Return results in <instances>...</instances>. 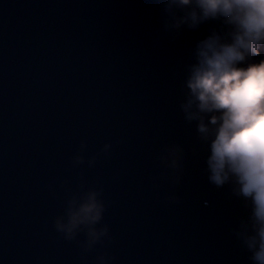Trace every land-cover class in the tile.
I'll use <instances>...</instances> for the list:
<instances>
[{
    "label": "water",
    "instance_id": "95a60500",
    "mask_svg": "<svg viewBox=\"0 0 264 264\" xmlns=\"http://www.w3.org/2000/svg\"><path fill=\"white\" fill-rule=\"evenodd\" d=\"M215 27L173 38L160 0H0V264H81L54 228L81 180L103 189L111 236L89 260L250 264L234 235L247 209L208 182L206 146L180 109L195 44ZM173 144L185 157L170 185L159 156Z\"/></svg>",
    "mask_w": 264,
    "mask_h": 264
},
{
    "label": "clouds",
    "instance_id": "9594fccd",
    "mask_svg": "<svg viewBox=\"0 0 264 264\" xmlns=\"http://www.w3.org/2000/svg\"><path fill=\"white\" fill-rule=\"evenodd\" d=\"M160 8L163 27L173 38L185 28L217 24L195 44L180 109L186 121L195 122L197 138L206 146L208 182L217 188L229 186L247 209L234 235L250 254V264H264V0H160ZM84 149L81 142V152ZM110 149L105 143L101 153L107 155ZM184 157L178 144L162 150V175L170 185L180 182ZM96 159L88 158V166ZM84 162L78 154L72 165ZM102 193L101 187L81 180L77 190L67 191L63 211L54 219L55 230L65 240L77 241L81 264L114 262L107 251L91 260L86 256L111 239L102 224Z\"/></svg>",
    "mask_w": 264,
    "mask_h": 264
},
{
    "label": "bare ground",
    "instance_id": "6f19581e",
    "mask_svg": "<svg viewBox=\"0 0 264 264\" xmlns=\"http://www.w3.org/2000/svg\"><path fill=\"white\" fill-rule=\"evenodd\" d=\"M203 204L207 205V202H204Z\"/></svg>",
    "mask_w": 264,
    "mask_h": 264
}]
</instances>
